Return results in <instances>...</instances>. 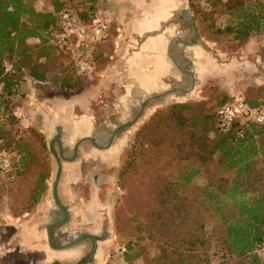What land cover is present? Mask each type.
I'll return each mask as SVG.
<instances>
[{"label":"trees","instance_id":"obj_1","mask_svg":"<svg viewBox=\"0 0 264 264\" xmlns=\"http://www.w3.org/2000/svg\"><path fill=\"white\" fill-rule=\"evenodd\" d=\"M49 1L50 11H36L30 0H0V99L14 94L22 72L37 90L75 89L76 63H69L67 77L45 68L51 60L70 53L54 46L51 39L59 13L71 3ZM186 1L191 10V1ZM82 2L87 5V17H92L96 0L77 3ZM219 7L215 12L226 15L232 24L215 26L211 16H202L207 21L202 33L209 29L208 41L226 36L243 42L264 31V0H226ZM28 40L37 42L29 46ZM3 61L10 65L7 71ZM242 100L264 113V98ZM195 107L192 103L172 104L152 115L134 134L130 153L116 173L119 193L112 224L114 236L123 241L121 257L126 264L140 261L148 250L152 254L141 264H210L204 224L205 217L211 215L207 207L211 205L217 211L226 202L230 208L223 215L218 238L221 263L236 259L235 264H259L261 257L255 250L264 241V122L235 121L222 129L215 120L216 109L206 116ZM2 109L0 117H5ZM5 125L0 118V153L9 154L15 168L6 181L12 183L28 171L33 176L26 194L30 203L26 211L45 189V141L36 135L43 158L26 142L6 135ZM212 162L223 166L224 176L207 174ZM200 172L207 175L203 188L192 184Z\"/></svg>","mask_w":264,"mask_h":264},{"label":"crops","instance_id":"obj_2","mask_svg":"<svg viewBox=\"0 0 264 264\" xmlns=\"http://www.w3.org/2000/svg\"><path fill=\"white\" fill-rule=\"evenodd\" d=\"M93 6L108 31L76 54L86 67L80 89L42 96L26 81L25 127L43 135L48 177L38 202L18 215L0 197V259L110 262L116 173L131 129L163 104L189 100L195 75L203 74L195 69L207 66L209 46L195 37L186 0H96Z\"/></svg>","mask_w":264,"mask_h":264},{"label":"rangeland","instance_id":"obj_3","mask_svg":"<svg viewBox=\"0 0 264 264\" xmlns=\"http://www.w3.org/2000/svg\"><path fill=\"white\" fill-rule=\"evenodd\" d=\"M190 1L191 3H189V0L188 3L192 7L191 11L193 13L194 19L195 37H199V39L205 42V46H209L208 48L210 50V54L207 61V66L202 69H195L198 71V73L201 72L203 74H199L197 76L195 75V89L193 92V96L189 100L184 102L163 104L162 106L153 110L151 113L147 112V117L141 123L131 129V135L129 136V140L126 143V146L124 147L118 170L130 153V146L133 142V136L137 132V130L144 123H146L152 115L169 105L178 103H192L196 106L195 108L198 112H201L206 116H210L214 113V110L220 103L230 100V98L233 96H238L241 99L244 98V100H261L262 98H264V31L262 30L263 32L253 34L251 36L253 38V41L246 40L243 42H234L230 40V38L223 36L219 39V41L210 42L207 40L206 36V33H208L209 29L206 28L204 34L202 33V28L207 25V21L202 19V16H211L210 18L215 26L224 27L232 24V21L226 15H223L222 13L217 14L215 12L216 10L220 9L219 5L224 3L226 0ZM30 4L34 6V9H36L37 7L41 11L51 10L49 0H30ZM70 6L75 8L83 18H88L87 16L89 15L86 12L87 5L83 4V2ZM213 6L215 7V9ZM93 10L95 11V8H93ZM201 20L202 22H200ZM36 42L37 41L35 40H28L27 44L29 46H32L36 44ZM198 51L201 52L200 48H195V52ZM83 52L85 51H82V53ZM79 59L80 58L78 57L77 60L76 53L73 51V53H69L68 57L62 56L58 59L51 60L46 64L45 68L50 69V72H55L57 70L61 72V77H67L70 76L69 72L71 65L69 63H76L77 65L79 64ZM22 73L23 75L14 88V94L0 99V109L4 107V113L6 114L5 117L2 116L0 118L6 124L4 129L6 135H9L11 138H13V140L20 139L26 142V145H30L32 148H34L35 154L37 156L44 158L45 155L38 148L39 136H36L37 134H40V136L43 137V135L33 127H30L28 125L27 127H25L26 122L22 123L17 118L19 116L18 114L26 115V106L28 107L26 96L30 93V89L28 88V83L26 81L31 82V80L25 76L26 74L24 75V72ZM76 77L77 82L75 83V89L71 92L62 91V95L71 94L80 89L82 76L76 75ZM32 87L35 88L34 86ZM35 91L42 96H44L45 93H48L49 95H57L60 93V91L57 90L43 91L36 89ZM12 113L14 116L12 115ZM34 166L36 168L39 167L38 163H35ZM224 172L225 171L223 170V166L221 164L212 162L208 165L207 174L210 177L224 176ZM25 173L21 178L17 177V179H15V181H13L12 183H8L6 181L7 179H4L0 184V197H4L2 199V201L4 202V208L10 211L13 215H18L30 206V203L26 201V194L30 188V182L32 181L33 176L31 175L32 172L28 171V174ZM206 180L207 175L204 174V172H200L192 180V184L198 188H203L206 184ZM118 193L119 191L117 188L116 197L118 196ZM131 200L132 202L134 201V199ZM132 204L134 205V203ZM229 206V203L226 202L221 207V209L217 211L214 210V207L211 205L207 207V212L211 215L205 217L204 224L206 225L205 232L208 236L207 247L209 260L213 264H223L220 261L222 259V246L220 243V239L218 238L222 234L223 215L227 213L230 208ZM114 243L116 245L113 252L114 256L109 260L111 263H108L126 264L122 261L121 257V254L123 252L121 251V249L123 248V241L115 236ZM151 254L152 251L148 250L144 255H142L141 260L135 262V264L146 262ZM0 262L1 264H24L26 263V259H22L19 256L15 255L4 257L0 259ZM235 262H237L236 259H229V261L224 264H235ZM238 262H241V259H239Z\"/></svg>","mask_w":264,"mask_h":264},{"label":"built area","instance_id":"obj_4","mask_svg":"<svg viewBox=\"0 0 264 264\" xmlns=\"http://www.w3.org/2000/svg\"><path fill=\"white\" fill-rule=\"evenodd\" d=\"M73 5L82 0H69ZM67 6L58 15L57 27L52 34L51 43L63 51L76 54L87 51L91 47L99 44L108 31V22L101 16H92L87 19L72 6ZM5 71L10 68L7 61L2 62ZM86 72L84 65L77 64L76 75H83ZM2 82L0 81V91ZM17 117L22 123L26 121L24 115ZM215 120L219 128L226 129L235 121H246L254 124L264 122V113L261 108H250L238 96H233L230 100L222 103L215 110ZM14 161L7 153H0V184L7 179L14 171ZM123 251V249H121ZM258 257L264 256V241L255 250ZM213 264V263H210Z\"/></svg>","mask_w":264,"mask_h":264}]
</instances>
